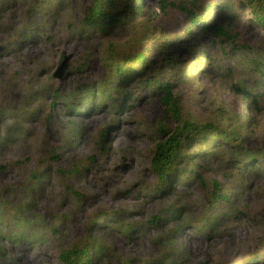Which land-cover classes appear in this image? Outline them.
I'll use <instances>...</instances> for the list:
<instances>
[{
    "label": "rangeland",
    "instance_id": "rangeland-1",
    "mask_svg": "<svg viewBox=\"0 0 264 264\" xmlns=\"http://www.w3.org/2000/svg\"><path fill=\"white\" fill-rule=\"evenodd\" d=\"M197 1L229 6L233 44L162 0H119L102 33L82 26L92 0H0V264H59L84 240L95 264H264V31L240 0ZM184 123L204 129L161 182L156 145ZM20 205L39 240H8Z\"/></svg>",
    "mask_w": 264,
    "mask_h": 264
},
{
    "label": "trees",
    "instance_id": "trees-1",
    "mask_svg": "<svg viewBox=\"0 0 264 264\" xmlns=\"http://www.w3.org/2000/svg\"><path fill=\"white\" fill-rule=\"evenodd\" d=\"M170 6L177 8L178 10L184 12L188 16V20L190 23V30L196 29L201 34L203 33H213L221 42H227L229 44H233L237 39V34H230L221 24L223 16V12L227 10L229 7L227 4L218 7L219 15L216 19L210 18L212 14V10L215 6L211 3L206 7L202 8V11L198 7L197 0H191L188 5H183L181 3H175L173 1L162 0ZM240 3L246 4V6L250 9L253 20L255 23L259 24L261 30L264 31V0H240ZM119 0H92L91 5L88 7V10L84 17L82 18V26L84 30H98L99 32H104L109 29L114 21L117 20V15L119 14ZM204 10V11H203ZM226 15V14H224ZM143 54H137L136 59L139 61L138 64L144 59ZM172 57H168L165 60L170 62ZM64 55L61 54L60 62H63ZM258 64V63H256ZM261 67L264 68V65H260L258 72L261 71ZM124 67L119 66L118 71H123ZM149 84V83H148ZM151 84V82H150ZM160 86L159 90H163V94L161 95V100L172 110L173 115L178 118V108H177V100L173 96L171 92V85L163 82H158ZM239 89V88H236ZM55 97L57 93L54 94ZM254 100V97H251ZM69 97L63 98V100H68ZM14 113V112H13ZM11 115L12 113H7ZM15 114V113H14ZM211 126H207L205 128H209ZM204 127H195L192 124L184 123L181 129H177L174 131L168 138L164 141L157 143L155 148V153L151 161V166L154 169L155 173L159 177L161 182L165 181L170 172L171 167L174 165L175 161L180 157L179 146L178 143L186 138V134H200ZM19 131L16 125H12L10 127L9 133L11 134ZM220 135L222 134L219 132ZM189 137V135L187 136ZM50 157L55 158L54 152L50 149L49 153ZM20 162V160H17ZM3 165L0 164V169H3ZM33 182L26 187V192H29L30 189L34 188L38 181L41 180V175L33 174ZM3 188H0V193H2ZM13 203L9 200H5L3 196L0 194V222L3 221L2 210H13ZM23 207L20 205L19 207H15V213L10 220L7 221V229L9 228L10 222H15L16 228L13 231H10L7 234V238L9 241L16 240H39L42 235H44V231H40L38 227L42 226L41 220L35 219L32 221H27L25 218L22 219L18 217L19 211H22ZM23 212V211H22ZM161 220V217H153L151 219L153 224L158 223ZM17 221V222H16ZM11 226V225H10ZM53 233H57V229L53 230ZM4 234V233H0ZM105 252V247L97 245L93 240H84L81 243L74 244L67 249H62L58 255V263L59 264H95L96 261H99Z\"/></svg>",
    "mask_w": 264,
    "mask_h": 264
},
{
    "label": "bare ground",
    "instance_id": "bare-ground-1",
    "mask_svg": "<svg viewBox=\"0 0 264 264\" xmlns=\"http://www.w3.org/2000/svg\"><path fill=\"white\" fill-rule=\"evenodd\" d=\"M137 166H138L137 168H141L142 167L140 164H137Z\"/></svg>",
    "mask_w": 264,
    "mask_h": 264
}]
</instances>
